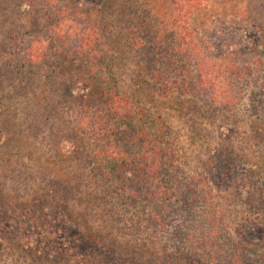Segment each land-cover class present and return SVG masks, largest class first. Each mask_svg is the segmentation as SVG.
<instances>
[{
  "label": "trees",
  "instance_id": "trees-1",
  "mask_svg": "<svg viewBox=\"0 0 264 264\" xmlns=\"http://www.w3.org/2000/svg\"><path fill=\"white\" fill-rule=\"evenodd\" d=\"M203 1L0 0V264H264V0L229 1L259 44L226 65ZM218 152L243 171L222 207ZM55 203L105 258L22 255Z\"/></svg>",
  "mask_w": 264,
  "mask_h": 264
},
{
  "label": "rangeland",
  "instance_id": "rangeland-1",
  "mask_svg": "<svg viewBox=\"0 0 264 264\" xmlns=\"http://www.w3.org/2000/svg\"><path fill=\"white\" fill-rule=\"evenodd\" d=\"M229 1H203L201 6L196 8L192 13L189 20V28L193 30L206 56L210 57L213 63L222 65L231 64L232 62L240 64V51L249 48L257 49L259 44L257 29L248 20H242L237 13L231 12L230 9L234 4ZM250 61H252L251 57ZM258 73H260L259 77L264 76L262 70H259ZM254 77L255 80L260 79L255 75ZM199 122L203 123L202 121ZM176 139L173 138L170 142L174 145L173 149L177 155L176 160L179 159L180 164L184 161V164L181 165L184 170L187 167L185 164L189 165L191 162L190 156L187 155L188 153L185 154V151L180 150L184 149V147H181L182 143L179 142L178 138ZM202 145L204 147L209 146L205 145V142ZM198 146H200V143ZM209 147L208 149H211V146ZM214 158L215 164L209 179L215 199L220 203L218 207H222V198L226 193H230L233 188L232 185L243 171L241 163H227L225 157L220 152L215 153ZM262 169L261 178L264 175V167ZM261 178L259 177L258 179ZM74 204L75 202L70 206L71 211H75L74 206L76 207V205ZM56 206L57 204L55 203L48 210L49 215L55 216L45 224V229L40 228L39 230L37 227L29 228V225H26L28 228L24 227L20 229V233H24L25 235L22 240L24 242L21 243L23 246L22 255H27L25 252L30 250V254H36L37 256H52L54 253L62 250L61 247L63 245H66L71 247L69 258L80 259L85 262L92 260L96 256H103L102 258H105L104 253L94 250L89 243L85 244V242H82L81 237L78 236L75 229V218L73 217V223L67 220L64 221L65 218L62 216L64 214L63 210L60 212V209L57 210ZM18 259L20 264L26 262V259L22 256L18 257ZM27 261L33 262L31 258H28ZM42 264L46 263L42 262Z\"/></svg>",
  "mask_w": 264,
  "mask_h": 264
}]
</instances>
